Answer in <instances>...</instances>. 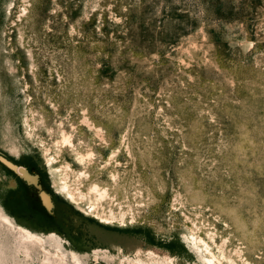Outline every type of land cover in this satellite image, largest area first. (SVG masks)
Returning <instances> with one entry per match:
<instances>
[{"label": "rangeland", "instance_id": "obj_1", "mask_svg": "<svg viewBox=\"0 0 264 264\" xmlns=\"http://www.w3.org/2000/svg\"><path fill=\"white\" fill-rule=\"evenodd\" d=\"M0 155L55 202L0 162L5 213L90 264L144 242L202 264L191 234L264 264V0H0Z\"/></svg>", "mask_w": 264, "mask_h": 264}, {"label": "bare ground", "instance_id": "obj_2", "mask_svg": "<svg viewBox=\"0 0 264 264\" xmlns=\"http://www.w3.org/2000/svg\"><path fill=\"white\" fill-rule=\"evenodd\" d=\"M98 130L101 131V129ZM98 130L96 131L99 134L100 131ZM62 139L63 143H73L71 135L68 133H64ZM89 153L88 158L92 156L89 155ZM47 154V156L52 155L51 153L50 155L49 153ZM51 161L53 160L51 159ZM51 161L50 163H52ZM0 162L9 167H13V169H16L24 180H26L28 183H31L32 185H36L39 189L40 199L47 207H52L55 205L52 195L43 188L40 176L38 174L26 172L22 167L17 166L14 162L3 155H0ZM67 169H69V164L64 166L63 169L56 167L54 168V171L57 172V175H59L65 174L64 172H66ZM62 177L64 178V176ZM9 184L11 186H16L18 185V180L14 177H11ZM2 186L3 184L0 182V188H2ZM59 188L64 189L66 195L70 198L83 199L86 197V194L80 188L72 189L70 187L67 177L62 179V181L59 183ZM89 189V191L95 192L97 194V200H103L109 195L108 190L105 189V187L102 188L96 182L93 183ZM99 208L97 204V207L92 209L95 210L94 212L97 215L103 219L105 218L106 223H110L117 218H119L121 222L125 219L124 215L120 214L118 216V214L112 210L109 214L105 212L103 213V211L101 213ZM186 243L188 247L199 256L202 264L239 263L238 260L232 256L233 254L225 255L226 253L216 252L213 249L212 244H210L205 240V238L201 236L191 234V236L186 237ZM235 252H237L240 257L243 253V250L239 249ZM93 253L96 259L103 258L109 261L118 260L120 264H179L178 257L172 254L169 250L146 242L135 247L133 254H126L123 251L113 254L108 249L99 248L95 249ZM0 264H90V256L86 253H83L80 249L73 247L72 245L67 246L55 233H38L29 231L27 228L11 220V218L4 211L3 194L0 190Z\"/></svg>", "mask_w": 264, "mask_h": 264}]
</instances>
